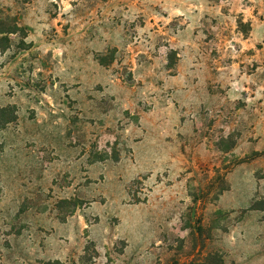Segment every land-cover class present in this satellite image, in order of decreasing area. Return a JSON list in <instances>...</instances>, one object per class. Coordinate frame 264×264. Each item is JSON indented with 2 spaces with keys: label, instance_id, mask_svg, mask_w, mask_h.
<instances>
[{
  "label": "rangeland",
  "instance_id": "obj_1",
  "mask_svg": "<svg viewBox=\"0 0 264 264\" xmlns=\"http://www.w3.org/2000/svg\"><path fill=\"white\" fill-rule=\"evenodd\" d=\"M264 264V0H0V264Z\"/></svg>",
  "mask_w": 264,
  "mask_h": 264
},
{
  "label": "trees",
  "instance_id": "obj_2",
  "mask_svg": "<svg viewBox=\"0 0 264 264\" xmlns=\"http://www.w3.org/2000/svg\"><path fill=\"white\" fill-rule=\"evenodd\" d=\"M216 264H223L222 260L218 259L216 256H214V259Z\"/></svg>",
  "mask_w": 264,
  "mask_h": 264
}]
</instances>
